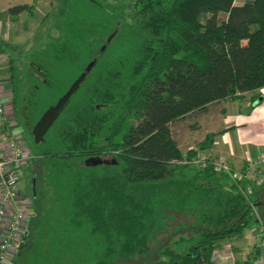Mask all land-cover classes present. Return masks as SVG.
I'll use <instances>...</instances> for the list:
<instances>
[{
	"label": "trees",
	"instance_id": "trees-1",
	"mask_svg": "<svg viewBox=\"0 0 264 264\" xmlns=\"http://www.w3.org/2000/svg\"><path fill=\"white\" fill-rule=\"evenodd\" d=\"M63 1L61 38L32 56V126L95 64L39 144L37 157L53 160L47 196L29 213L15 257L31 241L27 264L146 259L159 232L179 234L169 225L178 217L169 212L179 213L177 200L168 196L164 208L160 196L138 199L125 183L173 174V161L183 158L173 124L194 120L189 128L196 130L210 106L264 89V0L239 6L235 0ZM32 9L23 4L7 12L16 20ZM218 134H208L199 150ZM196 154L186 153L188 159ZM104 156L118 164L124 182L111 167L95 164ZM198 174L202 181L181 206L179 225L192 244L176 253L160 242L153 264H215L217 241L240 236L251 218L258 224L257 215L264 217L262 188L247 191L211 168Z\"/></svg>",
	"mask_w": 264,
	"mask_h": 264
},
{
	"label": "rangeland",
	"instance_id": "rangeland-1",
	"mask_svg": "<svg viewBox=\"0 0 264 264\" xmlns=\"http://www.w3.org/2000/svg\"><path fill=\"white\" fill-rule=\"evenodd\" d=\"M246 1L248 0H235V5H242ZM23 4L33 7L32 12H24L16 20H13L7 12L8 9ZM65 7L63 0H0V80L7 88L4 102L8 107L10 120L17 128L14 131L15 135L18 137L26 153L31 157V161L25 164L19 172L17 186L18 190L26 196L31 213L34 210L38 211L41 199L47 196L46 174L50 172L53 160L48 159L43 161L37 157L39 145L34 144L31 132L33 123H31L32 121L29 116V105L32 99L31 83L28 81L29 69L33 61L32 56L36 52L41 51L48 43L58 41L61 38L60 24L64 19ZM218 17L219 19H224L223 14H219ZM242 47L246 50V41L242 42ZM244 56L246 55L244 54ZM10 67H12V70H10ZM257 95V92L241 94L237 98H230L210 106L209 113L197 120L198 128L196 130L189 128V125L195 123L194 120L173 124L171 131L183 157L187 158L186 153L194 149L197 152L196 156H204L209 160L223 159L230 165V161L223 155L213 157L208 152L212 145L206 150H199L198 144L202 143L208 134L216 133L220 134L215 136L213 143L216 138L218 141L227 140L231 144L236 143L239 140V135L243 133L244 127L240 125L242 124V120L245 119V115L251 113L254 105L262 101L259 97L258 100L260 102H257V100L253 104L252 100ZM238 117L240 118L237 119ZM241 117L243 118L241 119ZM232 126L237 127L226 129V127ZM244 131H248V129L246 128ZM226 132L227 134L223 137V134ZM262 154L264 152L260 155ZM260 155L254 159H257ZM249 159L252 158L246 157L245 163L242 166L239 163L236 169L231 165L230 167L240 172L247 166ZM100 160L102 162L101 165L111 167V170L124 182V179L119 176L120 168L111 156H104ZM177 166L173 174L163 181L125 184L128 191L138 199H144L152 195L160 196L163 200V205H165L164 208L169 206L167 201L168 196L176 199L179 213L172 210L169 212L178 217L172 223L169 222V225L178 226L176 231L179 234H174L172 231L163 229V231L159 232L160 235L156 238V242L151 244L150 253L146 259L138 258L135 255L129 259H115L113 264H153L158 257V253L161 252V247L158 244L162 241L176 253H184L192 244L188 240L187 230L179 226L181 216L183 215L181 213V206L187 203L190 196L197 193L195 185L202 180L198 174L199 168L193 166L177 168ZM216 176L220 177V174H216ZM32 180L34 181V185L31 182ZM241 183L244 184V189L247 191H250L251 188H262L259 198L264 202V182L255 184L254 182L243 180ZM33 188L40 198L33 199ZM255 211L256 209L254 208V215L256 216ZM166 212H168L167 209ZM257 219L264 221V217L261 218L258 215ZM187 220L190 221L191 218H187ZM255 228L256 220L251 218L247 228L243 232L242 238L241 236H235L217 241L214 246L212 261L215 264H264V243L260 241L259 237L260 255L258 256H255L253 247L249 244L250 242H245L246 236H252L255 233ZM181 238H183V241L180 242ZM250 241L252 242L253 240L250 238ZM32 246L34 247V242L29 241L27 248L22 250L21 256L17 259L14 255L10 263L7 264H11L14 261H17L16 264H27ZM163 259L165 258H160V260Z\"/></svg>",
	"mask_w": 264,
	"mask_h": 264
},
{
	"label": "built area",
	"instance_id": "built-area-1",
	"mask_svg": "<svg viewBox=\"0 0 264 264\" xmlns=\"http://www.w3.org/2000/svg\"><path fill=\"white\" fill-rule=\"evenodd\" d=\"M5 84L0 80V264H7L14 257L22 242L30 213L27 198L17 186L19 172L31 157L15 135V124L10 120L8 107L4 102ZM173 165L193 166L199 169L211 168L216 174H225L233 181L248 180L264 182V154L249 159L242 171L233 170L223 159L209 160L197 155L191 159L173 161ZM257 233L264 243V223L258 220Z\"/></svg>",
	"mask_w": 264,
	"mask_h": 264
},
{
	"label": "crops",
	"instance_id": "crops-1",
	"mask_svg": "<svg viewBox=\"0 0 264 264\" xmlns=\"http://www.w3.org/2000/svg\"><path fill=\"white\" fill-rule=\"evenodd\" d=\"M257 93L258 95H261L262 101L259 104H255L251 113H247L245 115V119L242 120V124L240 126H243L244 128L243 133L239 135V140L236 143L231 144L227 140L218 141L216 138L215 142L208 151L213 157L217 155H223L226 157L234 169L239 166V163H241L240 166H242V164L245 163L246 157L254 159L264 152V89L257 91ZM239 118L240 117L237 119ZM242 118L243 117H241V119ZM235 127L237 126L226 127V129H234ZM14 128L15 130L17 129L16 125ZM246 128L248 131H244ZM226 134L227 132L223 134V137ZM257 227L258 226L256 224L255 233L252 234V236H246L245 239V242H250L249 244L253 247L255 256L260 255ZM243 234L244 233L240 235L241 238ZM250 238L253 240L252 242L250 241Z\"/></svg>",
	"mask_w": 264,
	"mask_h": 264
},
{
	"label": "water",
	"instance_id": "water-1",
	"mask_svg": "<svg viewBox=\"0 0 264 264\" xmlns=\"http://www.w3.org/2000/svg\"><path fill=\"white\" fill-rule=\"evenodd\" d=\"M112 37H109L106 41V44H109ZM95 61L90 62L85 71L80 74V76L71 84L66 93L58 99L55 105L50 106L40 117V119L35 123L32 128V136L35 145H39L44 142V137L49 129L53 126L55 121L58 119L60 113L63 111L64 107L68 103L69 99L73 96V94L79 89L80 85L86 78V75L93 68ZM101 160H99L95 164H101ZM33 196H35V191L33 188Z\"/></svg>",
	"mask_w": 264,
	"mask_h": 264
},
{
	"label": "flooded vegetation",
	"instance_id": "flooded-vegetation-1",
	"mask_svg": "<svg viewBox=\"0 0 264 264\" xmlns=\"http://www.w3.org/2000/svg\"><path fill=\"white\" fill-rule=\"evenodd\" d=\"M31 182H32V184L34 185V181L32 180Z\"/></svg>",
	"mask_w": 264,
	"mask_h": 264
}]
</instances>
